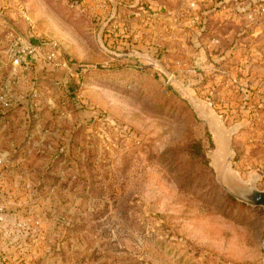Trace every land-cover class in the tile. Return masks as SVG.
Masks as SVG:
<instances>
[{"label": "rangeland", "instance_id": "obj_1", "mask_svg": "<svg viewBox=\"0 0 264 264\" xmlns=\"http://www.w3.org/2000/svg\"><path fill=\"white\" fill-rule=\"evenodd\" d=\"M117 1L0 0L5 81L52 74L0 264H264V207L237 196L264 191V0Z\"/></svg>", "mask_w": 264, "mask_h": 264}, {"label": "crops", "instance_id": "obj_2", "mask_svg": "<svg viewBox=\"0 0 264 264\" xmlns=\"http://www.w3.org/2000/svg\"><path fill=\"white\" fill-rule=\"evenodd\" d=\"M94 1L93 4L99 9H112V8H120L116 2L121 3L120 1L117 0H92ZM133 2V0L131 1ZM92 4V5H93ZM36 49H40L36 47ZM40 51V50H38ZM39 57H45L44 59H47V53H41ZM26 57H23L21 62L25 63ZM32 61V59H30ZM41 58H34L33 63H31V68L29 67L28 70H25V74H21V71L18 67H15L13 72L10 75L8 74V78L5 81V74L2 73L0 69V94L3 96L4 99L10 101V106L6 108L5 112L7 114L4 115L3 119H0V146L2 149L8 150L10 152V157L12 159L11 166L5 173V182L4 185L1 187V192H8V193H13L11 189L13 188H18L19 187V181H20V167L18 165L19 163V141L23 140L25 137H30L33 140L37 139L40 137V135H45L48 134V132L43 131L41 132V127H45L46 125L42 124L41 121L34 120L32 117H30L29 112L33 110L34 106L33 104H39L38 100H35V102H31L33 99H29V93L32 90L33 85L36 83L38 86L43 85L48 79V77H51V73H47L46 70L48 68L44 69L43 71L36 70L31 73L29 71L32 68H38L41 66ZM20 66V65H19ZM27 66V65H26ZM25 68V67H24ZM59 72L56 73L55 78H58L61 82L64 77V68H59ZM14 73V74H13ZM17 73V74H15ZM29 75L32 77H35V81H31L29 78ZM3 82V83H2ZM40 88V87H39ZM38 88V89H39ZM28 94V95H27ZM27 95L28 97L26 98ZM36 104V105H37ZM39 106L36 107V109ZM23 111L27 112V115L22 119L21 118V112ZM8 117L14 120V127L19 128L22 126V129H19L18 132L12 131L6 129L10 126V121ZM12 128V126H11ZM10 142H7V141ZM19 140V141H18ZM8 185V188H7ZM3 193V194H4ZM6 195V194H4ZM17 201V200H16Z\"/></svg>", "mask_w": 264, "mask_h": 264}, {"label": "built area", "instance_id": "obj_3", "mask_svg": "<svg viewBox=\"0 0 264 264\" xmlns=\"http://www.w3.org/2000/svg\"><path fill=\"white\" fill-rule=\"evenodd\" d=\"M79 3V0H70V5L74 6ZM27 51V53H31L32 51L36 50V46L33 45H28L25 49L23 48V52ZM54 52H49L47 53V59L50 61V58L53 57ZM21 56L18 54L14 58L15 64H19L21 62ZM10 106V101L6 100L3 98V96L0 94V119L4 118L5 115V110L7 107ZM12 159L10 157V152L8 150L2 149L0 146V227L2 226L3 223V216H4V202L2 198L4 197V192H1V187L4 185L5 182V173L11 166Z\"/></svg>", "mask_w": 264, "mask_h": 264}, {"label": "water", "instance_id": "obj_4", "mask_svg": "<svg viewBox=\"0 0 264 264\" xmlns=\"http://www.w3.org/2000/svg\"><path fill=\"white\" fill-rule=\"evenodd\" d=\"M237 196L241 200H244L251 205H259L264 207V191L250 188L246 191H240ZM262 246L264 248V237L262 240Z\"/></svg>", "mask_w": 264, "mask_h": 264}, {"label": "trees", "instance_id": "obj_5", "mask_svg": "<svg viewBox=\"0 0 264 264\" xmlns=\"http://www.w3.org/2000/svg\"><path fill=\"white\" fill-rule=\"evenodd\" d=\"M37 45H38L39 47L44 48L46 44H45V42H39V43H37ZM5 114H6V112H5ZM190 151H191V154H192L193 156H196V155L199 154V152L201 151V148H200V146H199L198 144H192V145L190 146Z\"/></svg>", "mask_w": 264, "mask_h": 264}]
</instances>
